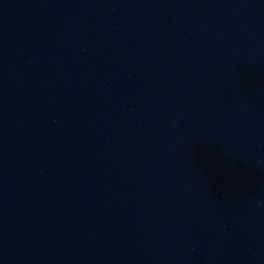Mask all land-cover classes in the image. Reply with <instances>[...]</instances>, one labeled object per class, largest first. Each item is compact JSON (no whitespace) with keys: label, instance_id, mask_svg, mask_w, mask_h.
<instances>
[{"label":"water","instance_id":"water-1","mask_svg":"<svg viewBox=\"0 0 264 264\" xmlns=\"http://www.w3.org/2000/svg\"><path fill=\"white\" fill-rule=\"evenodd\" d=\"M0 264H264V0H0Z\"/></svg>","mask_w":264,"mask_h":264}]
</instances>
